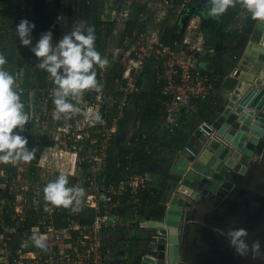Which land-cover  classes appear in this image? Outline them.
Masks as SVG:
<instances>
[{"label": "water", "instance_id": "water-1", "mask_svg": "<svg viewBox=\"0 0 264 264\" xmlns=\"http://www.w3.org/2000/svg\"><path fill=\"white\" fill-rule=\"evenodd\" d=\"M190 15L178 16L182 32ZM258 22L261 36L241 55L238 83L213 121L216 137L195 131L187 147L198 157L182 149L171 162L169 173L180 179L174 196L164 218L146 226L162 230L148 245L158 244V255L146 254L140 264H264V100L254 102L264 97V23ZM234 228L248 233L242 255L216 231Z\"/></svg>", "mask_w": 264, "mask_h": 264}, {"label": "built area", "instance_id": "built-area-1", "mask_svg": "<svg viewBox=\"0 0 264 264\" xmlns=\"http://www.w3.org/2000/svg\"><path fill=\"white\" fill-rule=\"evenodd\" d=\"M62 1L68 2L71 0ZM82 1L84 5H89L94 0ZM174 1L158 0L156 3H152L158 9L156 15L157 21H162L166 18L170 10L175 7ZM189 1L187 0L181 6L183 10ZM148 6L150 7L151 4L148 3ZM12 10L14 13L16 12V15L18 12L16 19H20L19 13L22 11V7L19 6V2H17ZM104 11V21L125 22L127 24L133 18L135 4L133 1H128L121 5L119 4V7L114 5L108 7L106 3ZM83 13L84 11L80 7H77V9L72 7L71 9L61 11L57 20L49 28L57 31H63L64 28H68L70 32L76 22H78V16ZM139 18L146 23V27L144 30H140L136 26L132 31L131 39H135L136 44L124 51L119 63V73L116 77L117 82H119V87L109 95L105 93L102 94L104 96H98L100 105L98 104L95 108L90 105V102H87V99L84 102L82 100L76 101L75 104L81 111L72 113L70 115L72 120L69 123H62L56 126L55 145L49 148L48 151L47 149L43 151V161H49L47 155L51 156L53 154L56 169L61 173L64 172V168L67 169L69 167L71 155H77L80 152L75 143L89 138V130L92 128V125L95 126L92 120H100L96 117H100L102 111L107 115V106L119 105V120L124 117L128 98L138 95L141 92L140 81L147 65L150 63H155L156 65V78L157 82L162 85V94L172 99L170 103L166 104L170 113L176 109L178 110L180 107L190 108L193 100L206 99L214 91L213 83L205 77L200 76L197 70L199 55L205 53V38L201 32L200 16L193 15L189 18L183 40L175 41L172 45H166L161 41L160 28L147 22L146 14L142 13ZM67 19L68 24L66 23ZM3 21L4 18L0 16V23H3ZM37 30V25H35L32 33H35ZM10 31L14 32L16 29H8V32ZM18 80L19 84L17 89L20 94H23L26 91L23 86V77ZM44 94L43 108L48 112L53 104L52 88L45 91ZM83 95L88 96V92L84 91ZM94 115L95 117H93ZM103 121L106 120L103 119ZM38 127L39 124L36 128ZM116 127V124H113L112 127L108 126V133H115ZM106 128L107 126L103 127V130L99 132L101 137ZM196 131H200L208 139H214L216 137V129L213 122L207 120H201ZM113 133L108 135L112 136ZM70 136L75 141L73 143L72 139V144L73 146L75 145L73 151H70L68 147ZM109 139V137L102 138L100 144L93 151L95 164L91 167L92 169L88 171L81 169L76 172V175L80 179L81 187L88 189V193L79 207L82 208L84 206L94 211L93 223L90 226L81 225L73 229L71 228L78 235L74 241L68 243L70 248H67L68 245L64 243V246L59 251L52 252L46 260L35 257L30 259L27 264L105 263L107 253L103 248L102 232L106 228L118 227L124 222L125 218L119 212L123 205L121 196L127 195L128 206H130L132 211H136L139 203V195L142 192L150 190L151 183L149 174H139L133 175L120 183L118 181L116 183L108 182L107 185L103 184L101 175L108 167V146H106V142ZM183 149L193 159L198 157L187 145ZM37 190L36 196L43 194L40 189ZM38 202L35 201L37 204ZM147 225L148 221H140L139 223V226L143 229H147ZM48 233L59 234L66 241L68 230L61 232L50 226L48 227Z\"/></svg>", "mask_w": 264, "mask_h": 264}, {"label": "crops", "instance_id": "crops-1", "mask_svg": "<svg viewBox=\"0 0 264 264\" xmlns=\"http://www.w3.org/2000/svg\"><path fill=\"white\" fill-rule=\"evenodd\" d=\"M5 1L8 2L10 1V2L9 4H7ZM5 1L2 0V2H0L1 4L0 13H3L10 8L13 9L14 6L17 4L18 0H5ZM128 1H133L134 4L144 3L143 5H145L146 8L148 3L150 4H152L153 2L156 3V1L158 0H94L92 5L97 4V6L103 7L99 9L100 10L99 16L100 19H102L103 22H105L103 15L105 12L104 9L106 3L111 6L114 5L119 7V4L121 5ZM86 7L87 6H85V8ZM200 9H201V5H200ZM181 12L182 11H180L179 14ZM142 13L146 14V11ZM142 13H137L138 15L136 18L140 21L142 20L139 18V16ZM85 14L86 11L82 15L84 16ZM82 15H80V19H82L81 17ZM251 22H252L251 14L247 12L246 9L239 12V14L235 18L230 19V26L227 28V31L230 32L231 34L234 31L237 34L234 35L233 37L231 35H228V38H231L230 40L234 41V39H236L238 35H240L242 32L243 33L245 32V35H248L249 33L248 28L251 26L252 24ZM1 25L2 23H0V42L11 41L12 39L9 38V36L6 38L4 36H1V33H4L3 32L4 30L2 29ZM136 26L140 28L141 25L138 24ZM258 27L260 26H259V22L257 21L256 25L253 27L255 28V31L253 30L250 33L248 43L257 40L261 36L260 35L261 31H259ZM159 28L160 31L162 32L163 28L161 27ZM40 37H41V30L39 28L35 33H32L33 45L40 39ZM12 41L19 42V38L16 39L13 38ZM238 43H239L238 40H236L235 44H233V47L238 46ZM95 46L96 49L99 51L102 49L101 45L95 44ZM246 47L241 52H238V50L237 52H234V50L230 48L231 52L228 54L223 69L219 67L218 61L216 60L214 55H208L207 56L208 59L207 57H203V56L199 58V61L197 63V68H198L197 70L198 72L199 71L205 72V74L203 75L210 82H211V80L209 79L210 77H208L207 75L210 72L212 73L217 72V74L223 72V74L225 75L222 81V86L218 88L217 92L210 95L206 99L200 100V101L206 100L205 103L206 107L214 103L213 105L220 106L222 108V111L224 110V108L228 103L232 91L234 90V88L238 83V80L235 78V73L238 68L239 59L243 56L242 54H244ZM32 60L34 61L35 59L32 58ZM33 61H31L30 64H32V66L37 67L36 64L39 62L38 58L36 59L35 63H33ZM46 74L49 77L47 78L46 75L41 81L38 78V76L37 77L35 76L34 78L36 79V81L35 83H33L35 87L34 88L31 87L29 93H27L28 98L27 97L25 98L28 101H24V99L22 98V102H25L24 111L27 112L29 115V122L24 126V130L20 134L26 137L28 140V144L26 145V147H28L30 150L35 149L34 158L30 162L17 161L16 163H8V164L0 163V165L3 164V167H0V228L2 229V232H0V264H27L30 261V259L35 257L43 258L44 260H46L51 255L52 252L59 251L60 248L64 246V243L68 245L67 248H70L68 243L74 241L78 235L76 231L72 230L74 227H79L81 225L90 226L94 220V211L89 208L82 206V208L79 207L80 208L79 211L73 212L71 209L75 205L70 206L69 208H64L63 206L58 207L53 205L51 202L46 201L44 198L43 190L46 184L51 181H54L61 174V172L58 171V169H56V165L54 163L53 157L47 155L49 161H43L42 159L43 151L45 149H47L48 151L49 148H52L55 145L56 125L58 126L61 123V122L60 123L57 122L56 119H53L52 114L55 108L54 104H52L48 112L45 111L43 108V102H44L43 99L45 98L44 96L45 91L51 88L53 89L55 87L52 79L50 78V75L47 72ZM23 78L27 79L26 76H24ZM218 79L219 78H214V81H217ZM40 84H42L44 88H39ZM46 84L49 85L47 88H45ZM86 99L88 100L87 95L86 96L82 95V97L80 98V100H82L83 102L86 101ZM170 102L166 100L163 103L166 109L164 116V123L162 124V129L160 128L157 134V137H160L161 139L169 135V133L176 126L175 124L180 120V115L183 116L182 114L183 112L186 113V116L184 117L190 118L193 124L197 120H199V122L203 120L202 119L203 115H201V112H199V108L195 105H192L190 108L180 107L178 110L176 109L177 111L175 110L170 113L168 111V107L166 106V104ZM143 103L144 101L141 100L138 101V104L141 107L143 106ZM205 110L206 109H203V111ZM216 113L217 112L214 113L209 112V116L210 117L215 116ZM125 116H126V111L124 113V117L122 118L120 117L121 119L119 120V123L125 118ZM215 119L213 118V121ZM38 124L39 127L36 128ZM96 128L97 129L89 130L91 134L89 138H85L84 140L75 143V145H77V148H79L80 152H78L77 155H71V162L69 164L70 171L68 173L62 172L66 174V176L68 177V181H69L68 186L81 187L79 181L80 179L76 175V172L78 170L80 171L81 169H84V171H88L89 170L88 168L92 167L95 164L94 161L92 160L86 161V159L90 157L91 144L93 142L92 138L96 137L95 142H97V144L95 149L97 148L98 144H100V141L102 139L101 135L95 136V134L103 130V126L99 125ZM14 131H19V129H14ZM195 131L196 128L194 130V133ZM49 132L50 134H53V138H54L53 141H51V139L49 141L48 139V136H50L48 134ZM129 132L131 133V131ZM194 133L192 134L190 141L192 140ZM72 139H73L72 136H70V141L68 146L70 151H73L75 146V145L73 146L72 144ZM74 142L75 141L73 139V143ZM167 153L168 154H166V156L163 157L162 161L170 159V156H168L170 155V151H168ZM178 154L179 152L176 153L174 157L177 156ZM168 165L169 163L163 165V167L166 168V171H163L162 173H160L159 171L157 172L155 171L154 173L149 174L151 178L149 189L161 190L160 180L163 183L164 179L162 177V174L164 172H169L168 170H170L171 167L170 166L171 164L169 166ZM83 166L88 167L87 170L86 168H83ZM103 175L104 174L101 175L102 179L104 178ZM37 189H40L43 194L40 196H36V193L38 191ZM87 193L88 192L86 191L82 200L86 197ZM126 196L127 195H123L121 196V198L124 197L127 198ZM35 201H39L38 204L35 203ZM167 206L165 207V211L167 209ZM125 207L130 208V206H128V203H126V206L125 204L122 205L121 209L119 210L120 214L122 213V210ZM5 210L6 213L9 215L11 222H13V225L11 226L3 225ZM59 216H62L63 219L60 222L61 225L60 228H57L55 222H56V218H58ZM161 217L162 216H160L159 218L155 217V220L160 221ZM87 220H91V222L88 224H83V221H87ZM28 222L31 223V225L32 224L33 225L27 226L26 223ZM50 226L54 227L55 229L61 232L64 230H68V233L66 235V241L62 239L59 234L48 233V227ZM136 227H137L136 224L133 223L132 220H124V222L121 225H119V239L116 238L102 239L103 247L106 248V253H107V259L104 264H136L137 263L138 253H139L138 251L143 250V246L137 248L136 255L130 256L129 252L134 246L133 239H135L136 237L147 238L150 235L149 231L152 229L149 230V229H143L141 227L139 228ZM160 232H162V230H159L158 234H160ZM33 233L40 234L44 237L47 243V250H43L35 246L34 242L31 240V236ZM159 237H161V235ZM158 246H159L158 244L153 243L152 248H150L152 252L148 253V255L153 257H155V255H158L156 254Z\"/></svg>", "mask_w": 264, "mask_h": 264}, {"label": "trees", "instance_id": "trees-1", "mask_svg": "<svg viewBox=\"0 0 264 264\" xmlns=\"http://www.w3.org/2000/svg\"><path fill=\"white\" fill-rule=\"evenodd\" d=\"M5 1V0H4ZM187 0H175L174 6L175 8L181 7ZM2 2V0H0ZM9 4L8 1H5ZM19 6L22 7V11L19 13L20 19H16L17 15L16 12L14 13L12 8L7 9L5 12L0 13V16L4 18V21L1 25L4 33H1V36L5 38L9 36L13 40L19 38L16 34V31L8 32V29H16V25L22 19H28L29 21L33 22L37 25V28H41V25H44L46 29H49L51 24L55 21L61 11L68 10V3L70 1H62V0H47L48 6L41 7V4L38 3L37 0H18ZM33 2V3H32ZM194 5L190 6L189 3L186 4V10H193L195 9L196 5H201V9L199 12H195V15L201 17V32L205 38V53L201 56L207 57L208 55H214L216 60L218 61V65L221 69L224 68L225 61L227 60L228 54L231 52L230 46L235 44V41L238 40V52L243 51L246 47L250 33L254 30L253 28L257 20L252 19V24L248 28L249 33L245 35V32L238 35L236 39L230 40L228 35L232 37L237 33L234 31L232 34L227 31V28L230 26V19L235 18L239 12L245 10L241 5L243 0H233L232 5L227 9V11L222 14L219 18H211L206 15L207 7H208V0H193ZM5 3V4H6ZM25 3H29L27 7H25ZM31 3V4H30ZM71 3V2H70ZM40 4V5H39ZM65 4V5H64ZM1 5V4H0ZM58 5V6H57ZM83 11L85 9V5L82 6ZM94 30L95 35L97 38L98 32L101 27L104 26V22L97 20V17H94ZM142 23V24H141ZM141 25L140 30H144L146 27V23L143 21H130L126 25V31L128 35L132 36V31L136 25ZM43 28V27H42ZM63 31H68V28L63 29ZM184 38L182 31L180 30L177 24H172L170 26L163 27L161 32V41L166 45H172L175 41H182ZM99 45V44H97ZM208 59V57H207ZM205 72L199 71V75L204 77ZM38 78L43 80L46 76V73L41 72ZM211 82L214 85V91L211 93L214 94L217 92L218 88L222 86V81L224 78L223 72L217 74V72H210L207 74ZM218 76V77H216ZM151 79L152 83L149 86L147 92L144 90V83L148 79ZM214 78H219L217 81H214ZM23 86L25 87V92L21 95L24 101H28L25 98H28L29 90L31 87H35V85L30 79L23 78ZM39 88H44L42 84L39 85ZM141 92L138 95L133 97H129L127 101V105L131 100L135 102L136 108V121L133 127V134L130 140H121L119 141V135L126 129L127 124V106H126V116L125 118L119 123L118 130L116 133L112 135V143L115 145L117 142V149L115 153V162L117 163L118 168L115 165H109L107 170L103 173V177L108 178V182H120L130 178L133 175H145L151 174L156 171L155 168L151 167L154 166L159 168L164 164L171 163L174 158V155L180 152L185 145L190 141L192 134L194 133L195 124L192 123L190 118H186V113L183 112V116L180 115V120L177 122L173 130L169 133V135L165 136L163 139L157 137L158 130L162 129V124L164 123V116H165V106L163 105L164 101H171L172 99L169 97H165L162 94L161 87L162 85L157 82L156 78V66L155 63H150L147 65L142 79L140 81ZM46 88V85H45ZM218 96V95H217ZM219 97V96H218ZM208 98V97H207ZM144 101L143 106L141 107L138 104V101ZM25 104V102H23ZM205 101L200 100H193L192 105H195L199 108V112H201L202 119L207 120L209 122H213V118H217L219 113L221 114L222 108L220 106L213 105L214 103L210 104L208 107L205 105ZM213 106V107H212ZM203 109H206L203 111ZM209 112H217L215 116L210 117ZM167 114V113H166ZM113 122L108 123V126L111 127ZM17 132V131H14ZM124 136V135H123ZM169 136V137H168ZM101 138V137H100ZM112 150V149H111ZM170 151V159L162 161L163 157L168 154L167 152ZM3 167V164L0 165ZM119 173V178L113 181V178L117 176ZM167 175H164L163 179H165ZM162 195L161 190L157 189H150L148 191L142 192L139 195V203L138 208L136 211H132L129 207H125L122 210L121 215L125 218V220H132L133 223L136 224V228H139L140 221H150L155 220L154 213L155 209L157 208L158 202ZM127 197V196H126ZM123 205L127 203V198H121ZM62 216L56 218V227L60 228V222L62 221ZM91 220L83 221V224L90 223ZM27 226H32L31 223H26ZM4 226H11L13 222H11L9 215L4 211ZM0 232L2 229L0 228ZM152 236L149 235L147 238L143 237H136L134 240V246L129 252L130 256L136 255L137 248L140 246H147L150 243V238ZM105 239V238H103ZM20 246V245H19ZM14 248V246H13ZM104 248V247H103ZM106 252V248H104ZM139 252V253H138ZM138 261L136 264H140L143 256L147 254L146 250L138 251ZM12 262V261H11Z\"/></svg>", "mask_w": 264, "mask_h": 264}, {"label": "clouds", "instance_id": "clouds-1", "mask_svg": "<svg viewBox=\"0 0 264 264\" xmlns=\"http://www.w3.org/2000/svg\"><path fill=\"white\" fill-rule=\"evenodd\" d=\"M233 0H208L206 15L219 18L232 5ZM251 14L253 20L264 23V0H243L241 5ZM85 21L76 22L73 29L66 33L58 42L53 41V33L48 31L41 35L33 45L32 32L35 24L28 19H22L16 25V34L20 44L29 47L38 58L37 67L46 71L55 87L52 89L53 119L59 120L61 114L80 112L72 101H79L85 90H100L97 82V72L94 66L103 69L109 61L102 57L95 47L96 35L91 26L85 30ZM7 59L0 53V163L30 162L35 155V149L30 150L26 145L28 140L20 133L29 122V115L24 111V103L20 93L15 89V79L3 68ZM100 119L99 116L96 117ZM14 129L19 131L14 132ZM68 177L61 173L54 181L44 187V198L55 206L72 207L79 211L85 189L78 186H68ZM227 239L229 245L238 254L248 248L244 239L248 233L245 228H234L228 232L217 229ZM31 240L35 246L47 250V243L40 234L33 233ZM26 243V242H25ZM252 248L259 249L256 242Z\"/></svg>", "mask_w": 264, "mask_h": 264}, {"label": "rangeland", "instance_id": "rangeland-1", "mask_svg": "<svg viewBox=\"0 0 264 264\" xmlns=\"http://www.w3.org/2000/svg\"><path fill=\"white\" fill-rule=\"evenodd\" d=\"M37 1H39L38 3L41 4V7H43V6L46 7V5L48 6L47 0H37ZM70 2L67 4L69 9H71L72 7L75 9H77V7H80L83 9L82 6H84V3L82 0H72ZM143 4L142 3H135V12L136 13L134 14V18H132V20H130V21H139L136 18L138 15L137 13H142V12L146 11V17H147L146 21L154 24L156 27L163 28L166 26H170L172 24H177L179 12L183 11V9L181 7H178V8L174 7L173 9L170 10L169 14L166 16V18L164 20L157 21L156 15L158 13V9L154 7V4H151L150 7L147 5L146 8H145V5H143ZM28 5H29V3H25V7H27ZM91 5L92 4L85 5V6H87L84 10V12L86 11V14L84 16L81 14L82 19H80V16H78V21L83 20L86 22L85 23V30H86L87 26H91L93 28L95 27L94 26V20H93L94 17H97V20L103 22V20L100 19V16H99L100 15L99 9H101L103 7L97 6V4L92 5V6ZM108 7H112V6L108 4ZM142 9H144V10H142ZM147 9H149V10H147ZM149 11H151V12H149ZM55 20H57V18ZM66 23L68 24V19H67ZM104 23H105L104 26L101 27V29L98 32L95 44H99L102 46V49L100 51L99 50H97V51L101 54L102 57H107L109 64L103 69L99 68V66H94V70L97 72V82L100 86V90L99 91H96L95 89H88L87 90V92H88L87 102H90V105H92L94 108L98 104L100 105V103L98 101V96H100V95L104 96L102 94H105V93H107V95H109L110 93H112L113 91H115L119 87V82H117V80H116L117 74L119 73V63L122 59L124 51L130 47L135 46V44H136V40L131 39V37L128 35V33L126 31V25L127 24L125 22H115V21L106 22L105 21ZM187 25H188V22H187ZM64 29H66V28H64ZM40 30H41V35L48 32V31H51L53 33L54 43L58 42L60 39H62L64 34L69 33V31H57V30H51V28L46 29V27H44V25H41ZM185 30H186V28H185ZM185 30L182 32L183 36L185 35ZM238 46L233 47V45H232V46H230V48H232V50H234V52H237ZM0 53H3L7 59V63L5 65H3V68L14 76L15 89L16 90H17V84H19V80H18L19 78L24 77V76H26V78L30 77V79H32V83H35V81H36V79L34 78L35 76L36 77L40 76L39 74H41V72L46 73L44 70H41L38 67L32 66V64H30V62L33 61L32 58L35 59L33 61V63H35L37 58L35 57L34 53H32V51H30L29 47H25V46L21 45L20 41L16 42V41L11 40V41H7V42H0ZM46 77L48 78L49 76L47 75ZM151 83H152V81L148 77V79L144 83V90L145 91H147V89L149 88ZM48 86L49 85L46 84V88ZM118 95H119V93H118ZM72 103H75V102L72 101ZM127 107H128L127 108V116L128 117H127L126 129L124 131V134L122 133L121 135H119V141L130 140V138L133 134L132 130H133V127H134V124L136 121L135 102L133 100H131L129 102V104L127 105ZM103 112L104 111H102V114L100 113V120H92V122L95 126L92 125L91 129H97L96 127L99 125H102L103 127L107 126L106 130L104 132L102 131L103 132L102 133L103 139H105L106 137L110 138L106 142V146H108V158H107L108 164L107 165L109 167V165L114 164L115 167L119 169L117 163L114 161L117 145L119 142H117L115 145H113L112 136L108 135L110 133L111 134L113 133V132L108 133V130H109L108 123L113 122V124H116L117 125L116 131L118 130V126H119V105L107 106V115H105ZM71 114L72 113L61 114V118L59 120H56V121L59 123L61 122V123L67 124L72 120V118L70 116ZM93 117H95V115ZM103 119H105L106 121H103ZM198 122H199V120L194 122L195 127L198 126ZM61 123L59 125H61ZM129 131H131V133ZM48 134L50 135V136H48L49 141H50V139H51V141H53L54 140L53 134H50V132ZM97 135H99V132H97V134H95V136H97ZM95 139H96V137L92 138L93 142L91 144L90 157L88 159H86V161L92 160L95 162V155L93 154V151L95 150V147L97 144V142H95ZM51 156L55 159L53 154ZM170 164L171 163H169V165ZM151 167L155 168L156 172L159 171L160 173H162L163 171H166V168H164L163 166H161L159 168H156L154 166H151ZM83 168H86V170H87L88 167L83 166ZM69 169H70V165H69V168H67V169L64 168L63 171L68 173L70 171ZM88 169L91 170L92 168L89 167ZM164 175H167V177L163 180V183L160 180V188H161L162 195H161L160 200L158 202L157 208L155 209L154 218L155 217L159 218L160 216H162L161 219L164 218L165 207L167 205H169L171 199L173 198L174 192H175L176 187H177L179 180H180L178 177L171 175L169 172H164L162 174V177H164ZM118 178H119V173L117 174L116 177L113 178V181L118 179ZM113 183H116V182H113ZM86 191L88 192L87 188H85V192ZM158 231L159 230H157V229H152L149 231V233L153 238H158L160 236V234H158ZM103 237H105V239H109V238L119 239V226L105 229L102 232V239H103ZM145 245L146 246L143 247V250H146L147 254L152 252L150 250V247L147 246V244H145Z\"/></svg>", "mask_w": 264, "mask_h": 264}, {"label": "flooded vegetation", "instance_id": "flooded-vegetation-1", "mask_svg": "<svg viewBox=\"0 0 264 264\" xmlns=\"http://www.w3.org/2000/svg\"><path fill=\"white\" fill-rule=\"evenodd\" d=\"M188 3H189L190 6H191V5H192V6L194 5L193 0H190ZM185 11L191 12V15H190V17H191V16L195 15V12H199L200 10L197 11V10H196V6H195V9H193V10H186V9H185ZM190 17H189V18H190Z\"/></svg>", "mask_w": 264, "mask_h": 264}, {"label": "bare ground", "instance_id": "bare-ground-1", "mask_svg": "<svg viewBox=\"0 0 264 264\" xmlns=\"http://www.w3.org/2000/svg\"><path fill=\"white\" fill-rule=\"evenodd\" d=\"M263 100H264V97H260V98L256 99L254 102H259V103H261Z\"/></svg>", "mask_w": 264, "mask_h": 264}]
</instances>
